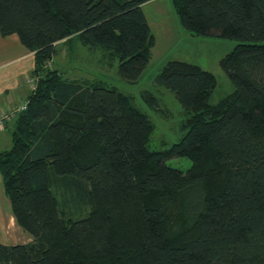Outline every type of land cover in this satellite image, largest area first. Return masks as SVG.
Wrapping results in <instances>:
<instances>
[{"label": "trees", "instance_id": "16d2710c", "mask_svg": "<svg viewBox=\"0 0 264 264\" xmlns=\"http://www.w3.org/2000/svg\"><path fill=\"white\" fill-rule=\"evenodd\" d=\"M147 1L0 0L2 35L17 34L35 59L27 107L0 151L5 193L32 240L0 243V264H264V0H171L194 35L239 43L221 60L236 89L217 103L212 71L166 62L157 82L188 130L163 150L149 147L155 125L130 95L52 66L58 42L79 40L109 50L137 82L156 44ZM182 156L187 171L167 163Z\"/></svg>", "mask_w": 264, "mask_h": 264}, {"label": "rangeland", "instance_id": "374dc122", "mask_svg": "<svg viewBox=\"0 0 264 264\" xmlns=\"http://www.w3.org/2000/svg\"><path fill=\"white\" fill-rule=\"evenodd\" d=\"M144 10L156 44L152 48L150 62L137 82L130 83L120 75L119 61L115 56H110L109 50L90 47L79 40L60 43L58 52L52 58V65L65 72L70 79H104L130 95L134 104L147 113L155 125L149 147L163 150L182 140L188 130L184 126L188 115L175 93L157 82V75L166 62L172 59L199 64L217 77L218 84L210 98L211 103H217L236 89L235 83L223 69L221 60L239 40L215 34L194 35L181 25L171 0L147 1ZM149 95L154 96L159 104L152 105L146 99ZM12 128L13 124L2 134L0 150L11 148ZM167 163L187 171L193 161L182 156L171 158Z\"/></svg>", "mask_w": 264, "mask_h": 264}, {"label": "crops", "instance_id": "0c3cea01", "mask_svg": "<svg viewBox=\"0 0 264 264\" xmlns=\"http://www.w3.org/2000/svg\"><path fill=\"white\" fill-rule=\"evenodd\" d=\"M62 42L65 41L58 42V45ZM34 65V52L21 42L19 36L17 34L3 36L0 31V114L4 110L17 108L27 102L33 88L31 74ZM13 118L0 130V140L2 134L13 124ZM10 138L12 143V136ZM31 240L32 236L16 222L0 173V243L18 244Z\"/></svg>", "mask_w": 264, "mask_h": 264}, {"label": "built area", "instance_id": "2783aa9c", "mask_svg": "<svg viewBox=\"0 0 264 264\" xmlns=\"http://www.w3.org/2000/svg\"><path fill=\"white\" fill-rule=\"evenodd\" d=\"M32 82H34V78H32ZM26 107H27V102H25V104H22L17 108L2 111L0 114V130L6 127V124L12 120V118L15 116L16 113L26 109Z\"/></svg>", "mask_w": 264, "mask_h": 264}]
</instances>
